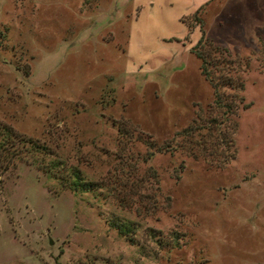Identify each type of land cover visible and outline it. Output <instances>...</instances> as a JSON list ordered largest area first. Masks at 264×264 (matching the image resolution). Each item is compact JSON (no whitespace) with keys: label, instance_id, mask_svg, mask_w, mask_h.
Returning a JSON list of instances; mask_svg holds the SVG:
<instances>
[{"label":"rangeland","instance_id":"rangeland-1","mask_svg":"<svg viewBox=\"0 0 264 264\" xmlns=\"http://www.w3.org/2000/svg\"><path fill=\"white\" fill-rule=\"evenodd\" d=\"M1 128L0 264H264V0H0Z\"/></svg>","mask_w":264,"mask_h":264},{"label":"trees","instance_id":"trees-1","mask_svg":"<svg viewBox=\"0 0 264 264\" xmlns=\"http://www.w3.org/2000/svg\"><path fill=\"white\" fill-rule=\"evenodd\" d=\"M201 6L195 10V14L197 13V11H200ZM195 20L196 22H202L201 18L198 15H195ZM190 24L186 23V26L188 29H190L189 27ZM191 26V25H190ZM200 36L197 39L196 43L191 47V52L192 54L195 56V58L198 59V70L199 73L205 78L207 79L209 82L212 83V87L214 88V103L219 104V97H218V92H217V84L219 85L220 83H231L230 82V78L228 76H226L225 74H219L218 76H216V79L213 80V76L211 75L210 72H212L211 66H215V68L218 66V64L222 61L216 62L217 60H213L211 59L210 56V51H214L216 49H218L214 44H212L211 40H209L208 38H206L205 36H203V30L200 26ZM223 61H226L225 59H223ZM222 70V69H221ZM221 70L219 72H221ZM228 107V106H227ZM230 107V105H229ZM210 122H213L214 118H210L209 119ZM207 122V124H203L202 127H206V129L209 128V123ZM195 128H197L196 125H194ZM191 128V127H189ZM9 134V131L7 129H0V137L3 135V137ZM207 135H205L206 137ZM205 138L202 137L199 140H196V146L197 147H203L204 143H205ZM2 141L0 140V146H2ZM26 143L29 144L30 146V151L31 152H41V153H47V151L45 150V146L36 143L33 140H29V139H25ZM52 166H55V162H52ZM68 185L73 189H81V190H88L91 187V184L93 182L90 181H85L83 180L79 174L78 171L74 168H72L70 170V178L69 180H67Z\"/></svg>","mask_w":264,"mask_h":264}]
</instances>
